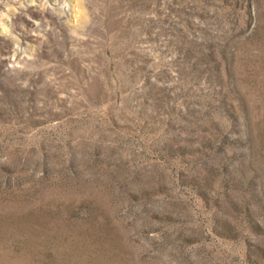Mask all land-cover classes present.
Masks as SVG:
<instances>
[{"label":"rangeland","instance_id":"obj_1","mask_svg":"<svg viewBox=\"0 0 264 264\" xmlns=\"http://www.w3.org/2000/svg\"><path fill=\"white\" fill-rule=\"evenodd\" d=\"M0 264H264V0H0Z\"/></svg>","mask_w":264,"mask_h":264}]
</instances>
